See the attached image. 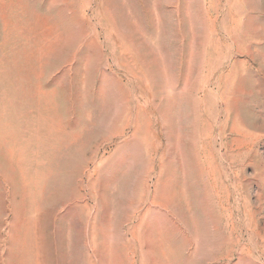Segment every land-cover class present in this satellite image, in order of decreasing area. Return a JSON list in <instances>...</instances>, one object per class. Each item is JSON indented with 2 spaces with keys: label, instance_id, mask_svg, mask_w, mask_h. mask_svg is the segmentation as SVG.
<instances>
[{
  "label": "rangeland",
  "instance_id": "rangeland-1",
  "mask_svg": "<svg viewBox=\"0 0 264 264\" xmlns=\"http://www.w3.org/2000/svg\"><path fill=\"white\" fill-rule=\"evenodd\" d=\"M0 264H264V0H0Z\"/></svg>",
  "mask_w": 264,
  "mask_h": 264
}]
</instances>
